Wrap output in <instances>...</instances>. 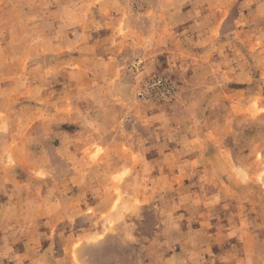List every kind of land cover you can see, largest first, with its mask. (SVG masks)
<instances>
[{"label": "rangeland", "instance_id": "1", "mask_svg": "<svg viewBox=\"0 0 264 264\" xmlns=\"http://www.w3.org/2000/svg\"><path fill=\"white\" fill-rule=\"evenodd\" d=\"M0 264H264V0H0Z\"/></svg>", "mask_w": 264, "mask_h": 264}]
</instances>
